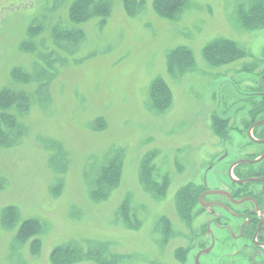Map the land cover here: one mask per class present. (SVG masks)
Instances as JSON below:
<instances>
[{
    "label": "rangeland",
    "instance_id": "rangeland-1",
    "mask_svg": "<svg viewBox=\"0 0 264 264\" xmlns=\"http://www.w3.org/2000/svg\"><path fill=\"white\" fill-rule=\"evenodd\" d=\"M78 1L0 0V264H192L217 95L264 50V0H87L72 17Z\"/></svg>",
    "mask_w": 264,
    "mask_h": 264
},
{
    "label": "flooded vegetation",
    "instance_id": "flooded-vegetation-1",
    "mask_svg": "<svg viewBox=\"0 0 264 264\" xmlns=\"http://www.w3.org/2000/svg\"><path fill=\"white\" fill-rule=\"evenodd\" d=\"M252 59L245 78L230 82L233 93L217 95L213 116L227 127L216 135L202 181L193 183L200 218L192 264L213 251L206 264H264V50Z\"/></svg>",
    "mask_w": 264,
    "mask_h": 264
},
{
    "label": "trees",
    "instance_id": "trees-1",
    "mask_svg": "<svg viewBox=\"0 0 264 264\" xmlns=\"http://www.w3.org/2000/svg\"><path fill=\"white\" fill-rule=\"evenodd\" d=\"M85 1H87V0H79L78 1L77 5L80 4L81 6L80 5L79 6L76 5V11H75V6H73V8H72L73 9L72 10V14L73 15H71L72 17H75V15H77V12L79 10L81 11L83 9L82 4ZM128 1H130V0H128ZM158 2H159V5L164 10V12L169 13L168 12L169 10H172L171 12H173L174 10H177L179 7H181L182 4H183V2H184V0H158ZM94 6L95 7L93 9L92 14H97V13L99 14L100 13L99 10H101V9L99 8L98 5H94ZM259 9H261V10H259V12L253 11V13L258 18V20L260 21L259 23L264 25V6H260ZM74 12H76V14ZM221 45L222 44H219L217 46V48H216L217 51H221L222 50ZM179 50L180 51H178L176 53H172L170 55L169 61H170L171 66H173V63L175 61H178L179 62L180 61V58H183V57L186 58V59L184 58V61L186 60V62H187V59H188L187 56H189L188 49H185V51L182 50V49H179ZM214 50H215V48H214ZM229 54H230V56H233V57H237L238 58V57L241 56V51L239 49H237V48H236V50L233 48V52L230 51ZM183 66H184L183 64H182V66H180L182 70H184ZM9 93H10V91H6V90H2L0 92V96H1L0 97V105H5V103L8 100L12 99L10 97ZM14 95H16V94H14ZM18 95H19L20 99L22 97L25 98V95L23 94L24 95L23 96L22 93L21 94L18 93ZM18 95H16V96H18ZM151 99L153 100V104L159 103L162 107H164L166 104L168 105V103L170 101V93H169V90L166 87H163L158 82L157 83H154V84H152V87H151ZM186 204L189 205V203H186ZM9 217H10V215H9ZM22 232H23L22 233V236H21L22 239L27 238V237H30L33 234L32 231H31V229L29 227H26V228L22 229ZM55 252H59V251H55ZM53 257H55V255H53Z\"/></svg>",
    "mask_w": 264,
    "mask_h": 264
}]
</instances>
